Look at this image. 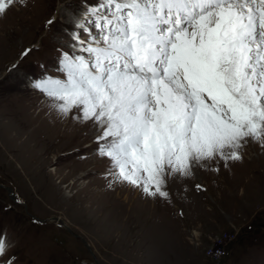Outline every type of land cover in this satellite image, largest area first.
I'll return each instance as SVG.
<instances>
[{
  "label": "rangeland",
  "instance_id": "1",
  "mask_svg": "<svg viewBox=\"0 0 264 264\" xmlns=\"http://www.w3.org/2000/svg\"><path fill=\"white\" fill-rule=\"evenodd\" d=\"M70 3L79 7L14 0L0 14V183L24 200L0 187V234L13 264H264L259 142L249 139L238 161L193 163L190 175L168 176L167 200L149 197L109 174L110 159L96 151L98 126L28 87L31 78H64ZM31 214L63 219L94 255L57 221Z\"/></svg>",
  "mask_w": 264,
  "mask_h": 264
},
{
  "label": "snow or ice",
  "instance_id": "2",
  "mask_svg": "<svg viewBox=\"0 0 264 264\" xmlns=\"http://www.w3.org/2000/svg\"><path fill=\"white\" fill-rule=\"evenodd\" d=\"M13 2L0 0V14ZM68 7L76 11L73 50L60 59L64 78L33 86L60 112L78 109L98 126L96 151L116 181L167 200L168 176L217 157L241 160L249 139L264 146V0ZM10 248L0 234V264L15 261Z\"/></svg>",
  "mask_w": 264,
  "mask_h": 264
},
{
  "label": "water",
  "instance_id": "3",
  "mask_svg": "<svg viewBox=\"0 0 264 264\" xmlns=\"http://www.w3.org/2000/svg\"><path fill=\"white\" fill-rule=\"evenodd\" d=\"M0 187H5L7 190H8V192H9V196L12 198V199H14L16 202H18V203H24L22 200H16V197L18 196V194L16 193V192H14V190H13V188L12 187H10V186H4L3 184H1L0 183ZM30 214V213H29ZM31 216L34 218V219H37V220H39V221H41L42 223H46V222H49V221H57L62 227H65L67 230H69L70 231V233L72 234V235H74L76 238H79L82 242H83V244L85 245V247L86 248H88L89 249V251H91V254L92 255H94V253L92 252V250H91V247H90V245H89V243L81 236V235H79V234H77V233H75L67 224H66V222L63 220V219H61V218H59V217H51V218H39V217H37V216H35V215H33V214H31Z\"/></svg>",
  "mask_w": 264,
  "mask_h": 264
}]
</instances>
